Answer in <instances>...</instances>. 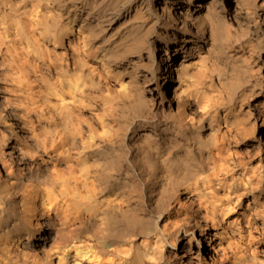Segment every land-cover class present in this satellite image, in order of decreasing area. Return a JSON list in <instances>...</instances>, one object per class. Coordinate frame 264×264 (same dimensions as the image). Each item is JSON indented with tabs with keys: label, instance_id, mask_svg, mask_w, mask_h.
Masks as SVG:
<instances>
[{
	"label": "bare ground",
	"instance_id": "obj_1",
	"mask_svg": "<svg viewBox=\"0 0 264 264\" xmlns=\"http://www.w3.org/2000/svg\"><path fill=\"white\" fill-rule=\"evenodd\" d=\"M262 55L264 0H0V264H264Z\"/></svg>",
	"mask_w": 264,
	"mask_h": 264
},
{
	"label": "rangeland",
	"instance_id": "obj_2",
	"mask_svg": "<svg viewBox=\"0 0 264 264\" xmlns=\"http://www.w3.org/2000/svg\"><path fill=\"white\" fill-rule=\"evenodd\" d=\"M261 59V60H260ZM255 60L258 62V63H261V67H260V72L264 74V55L260 56V57H256ZM260 95H256L255 97H253V99L251 100V102H257L258 99H259ZM262 133L259 135L261 138H260V141H264V125L260 126V128ZM249 142H255L254 139H251L249 140ZM251 144V143H250ZM250 147V145H249ZM240 149H243V148H240ZM182 238V236H179V239ZM198 243L195 241V245H197Z\"/></svg>",
	"mask_w": 264,
	"mask_h": 264
}]
</instances>
